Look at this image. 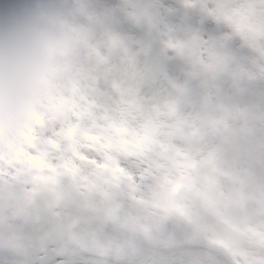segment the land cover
Returning <instances> with one entry per match:
<instances>
[{"label":"clouds","instance_id":"9594fccd","mask_svg":"<svg viewBox=\"0 0 264 264\" xmlns=\"http://www.w3.org/2000/svg\"><path fill=\"white\" fill-rule=\"evenodd\" d=\"M0 264H264V0H0Z\"/></svg>","mask_w":264,"mask_h":264}]
</instances>
